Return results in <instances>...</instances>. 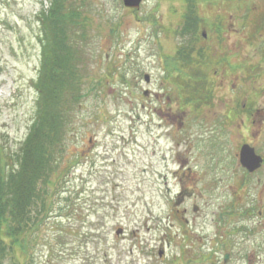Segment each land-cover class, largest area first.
Listing matches in <instances>:
<instances>
[{
  "label": "rangeland",
  "instance_id": "374dc122",
  "mask_svg": "<svg viewBox=\"0 0 264 264\" xmlns=\"http://www.w3.org/2000/svg\"><path fill=\"white\" fill-rule=\"evenodd\" d=\"M71 3L81 21L72 30L81 97L51 207L19 256L31 264H227L226 248L214 246L222 238L212 241L211 185L197 175L216 170L203 153H234L244 139L231 105L246 91L264 105V0H196L190 10L187 0H143L138 9L122 0ZM48 5L0 0V141L11 151L35 116L36 14Z\"/></svg>",
  "mask_w": 264,
  "mask_h": 264
},
{
  "label": "trees",
  "instance_id": "16d2710c",
  "mask_svg": "<svg viewBox=\"0 0 264 264\" xmlns=\"http://www.w3.org/2000/svg\"><path fill=\"white\" fill-rule=\"evenodd\" d=\"M71 1L48 0V7L36 14L40 66L34 80L35 116L17 150L11 151L0 141V264H31L32 259L19 254H28L29 236L51 207L52 176L62 174L65 130L81 97L72 46V30L81 21ZM187 1V10L194 8L196 0ZM262 27H257L258 36L264 34ZM190 100L191 96L185 103Z\"/></svg>",
  "mask_w": 264,
  "mask_h": 264
},
{
  "label": "flooded vegetation",
  "instance_id": "af4514ba",
  "mask_svg": "<svg viewBox=\"0 0 264 264\" xmlns=\"http://www.w3.org/2000/svg\"><path fill=\"white\" fill-rule=\"evenodd\" d=\"M235 87L232 84L230 94ZM245 90L246 87L241 86V92ZM247 94L246 91L239 107L235 108L234 104L230 108L231 117L234 110L240 112L246 131L242 133L245 136L238 151L225 156L224 151H206L203 154H208L207 164L216 170L212 176L197 175V182L204 176L211 185V198L207 200L211 199L213 204L211 222L215 230L212 237L216 239L212 241L215 243L222 238L218 240L220 244L217 242L214 246L226 248L222 262L227 264H264V105L256 103L253 92L251 99ZM242 146L247 147L242 150ZM215 156L224 158L219 161ZM200 209L197 205L196 212ZM182 220L189 221L187 217ZM249 241H254L253 249L248 248Z\"/></svg>",
  "mask_w": 264,
  "mask_h": 264
},
{
  "label": "water",
  "instance_id": "95a60500",
  "mask_svg": "<svg viewBox=\"0 0 264 264\" xmlns=\"http://www.w3.org/2000/svg\"><path fill=\"white\" fill-rule=\"evenodd\" d=\"M143 0H122V3L125 7H128V8H132V9H138L139 6H140V3L142 2ZM145 80L148 79L147 75H145ZM247 146H242V150L243 148H246ZM121 232V229H118L116 231V234H119Z\"/></svg>",
  "mask_w": 264,
  "mask_h": 264
}]
</instances>
